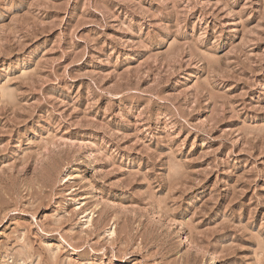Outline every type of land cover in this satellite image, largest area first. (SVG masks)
Here are the masks:
<instances>
[{
	"label": "rangeland",
	"instance_id": "rangeland-1",
	"mask_svg": "<svg viewBox=\"0 0 264 264\" xmlns=\"http://www.w3.org/2000/svg\"><path fill=\"white\" fill-rule=\"evenodd\" d=\"M212 263L264 264V0H0V264Z\"/></svg>",
	"mask_w": 264,
	"mask_h": 264
},
{
	"label": "bare ground",
	"instance_id": "bare-ground-1",
	"mask_svg": "<svg viewBox=\"0 0 264 264\" xmlns=\"http://www.w3.org/2000/svg\"><path fill=\"white\" fill-rule=\"evenodd\" d=\"M190 245V244H189ZM212 264H214V263H212Z\"/></svg>",
	"mask_w": 264,
	"mask_h": 264
}]
</instances>
